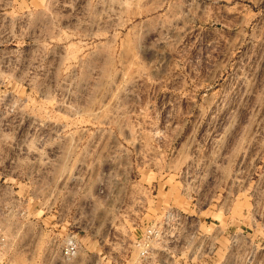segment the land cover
<instances>
[{"label":"rangeland","instance_id":"rangeland-1","mask_svg":"<svg viewBox=\"0 0 264 264\" xmlns=\"http://www.w3.org/2000/svg\"><path fill=\"white\" fill-rule=\"evenodd\" d=\"M155 226L167 264H264V0H0V264Z\"/></svg>","mask_w":264,"mask_h":264},{"label":"built area","instance_id":"built-area-1","mask_svg":"<svg viewBox=\"0 0 264 264\" xmlns=\"http://www.w3.org/2000/svg\"><path fill=\"white\" fill-rule=\"evenodd\" d=\"M170 218V219H169ZM168 221H176L177 216L174 214L168 215ZM162 235V229L159 226L150 227L146 230L142 238L136 243V248L139 250L136 260L131 264H167L160 257H154L152 252V244L157 241ZM62 255L66 260H71L77 255V246L74 241H70L63 248Z\"/></svg>","mask_w":264,"mask_h":264},{"label":"bare ground","instance_id":"bare-ground-1","mask_svg":"<svg viewBox=\"0 0 264 264\" xmlns=\"http://www.w3.org/2000/svg\"><path fill=\"white\" fill-rule=\"evenodd\" d=\"M162 7H163V5L160 4V5H158V6L156 7V9L153 10V11L160 10V9H162ZM149 12H150V11H146L145 13L147 14V13H149Z\"/></svg>","mask_w":264,"mask_h":264},{"label":"crops","instance_id":"crops-1","mask_svg":"<svg viewBox=\"0 0 264 264\" xmlns=\"http://www.w3.org/2000/svg\"><path fill=\"white\" fill-rule=\"evenodd\" d=\"M154 257H156V258L157 257H160L161 258L162 257V254L160 252H156V253H154Z\"/></svg>","mask_w":264,"mask_h":264}]
</instances>
